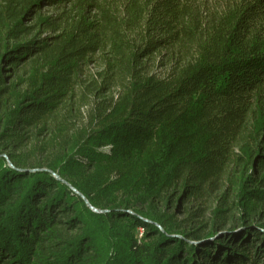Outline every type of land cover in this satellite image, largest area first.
<instances>
[{"label": "trees", "instance_id": "16d2710c", "mask_svg": "<svg viewBox=\"0 0 264 264\" xmlns=\"http://www.w3.org/2000/svg\"><path fill=\"white\" fill-rule=\"evenodd\" d=\"M194 2L0 0V264H264L249 227L264 202V0ZM89 65L96 95L116 98L32 164L16 152L27 131L89 86ZM231 164L240 228L218 235L224 197L210 222L173 212L170 189L200 200Z\"/></svg>", "mask_w": 264, "mask_h": 264}, {"label": "rangeland", "instance_id": "374dc122", "mask_svg": "<svg viewBox=\"0 0 264 264\" xmlns=\"http://www.w3.org/2000/svg\"><path fill=\"white\" fill-rule=\"evenodd\" d=\"M195 4L198 5L203 2L207 7L212 10L219 7L221 0H194ZM47 10V9H46ZM205 10V9H204ZM209 10V11H210ZM49 12V11H47ZM204 11L201 9V14ZM99 65H89L87 68V74L83 75L85 78V83L89 86L83 90L82 87H75L73 90V95L67 98L61 106L56 109L51 115L46 117L41 121L36 129H29L25 135V140L21 147L17 149V153H20L27 158L32 164H44L47 161L55 159L67 152L68 146L71 144L69 140L75 137L77 132L88 125V119L99 113L101 107L105 105V102L110 98L115 99L117 95V89H111L102 92L99 96L96 95L95 85H93L94 80H98L96 73L98 72ZM34 73V72H33ZM32 73V74H33ZM30 74V75H32ZM25 82L13 81L17 83V89L20 91L26 90L29 78H24ZM73 141V140H72ZM262 143L264 146V137L261 136L257 140V144ZM76 143L73 142V145ZM243 144V143H242ZM241 145L235 148V151L239 156L242 155ZM67 147V148H66ZM244 167L236 164L229 165L221 177L218 188L209 193V195L204 196V198L191 202H186L185 200H178L180 197L181 185L177 188H172L169 190V194L172 195V210L176 213L179 218L183 217V208L192 207V210L201 207L204 211L203 221L210 222L213 211L216 208L219 200L224 197L226 204H229L232 208L230 209L229 217L225 220V223L218 235L226 234L228 232L236 231L240 228V224L236 221L240 211L236 208L233 201L236 198L239 177L242 174ZM248 169V170H247ZM247 173H251L250 165L247 164ZM92 171V170H91ZM90 172V171H87ZM264 190V185L262 187ZM147 204L143 205L146 206ZM155 206L162 208L165 203L162 201H157ZM259 212L250 219L249 227L255 228L259 232V235L263 234L264 239V202L258 208ZM207 219V220H206ZM139 233L142 232V228L138 227ZM209 231V227L205 230V233Z\"/></svg>", "mask_w": 264, "mask_h": 264}, {"label": "water", "instance_id": "95a60500", "mask_svg": "<svg viewBox=\"0 0 264 264\" xmlns=\"http://www.w3.org/2000/svg\"><path fill=\"white\" fill-rule=\"evenodd\" d=\"M54 176L57 178V175L56 174H54ZM76 193H78V194H80V196L82 197V199L85 201V203L92 209V210H94V211H98L97 209H95V208H93L90 204H89V202H88V200L80 193V192H78L76 189H74V188H72Z\"/></svg>", "mask_w": 264, "mask_h": 264}]
</instances>
